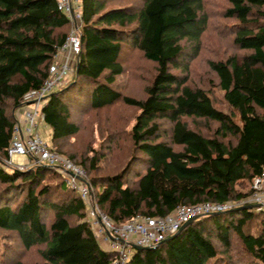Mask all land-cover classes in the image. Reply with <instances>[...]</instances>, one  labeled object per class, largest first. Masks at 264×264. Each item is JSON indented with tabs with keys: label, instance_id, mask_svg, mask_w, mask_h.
Instances as JSON below:
<instances>
[{
	"label": "trees",
	"instance_id": "16d2710c",
	"mask_svg": "<svg viewBox=\"0 0 264 264\" xmlns=\"http://www.w3.org/2000/svg\"><path fill=\"white\" fill-rule=\"evenodd\" d=\"M204 1L81 0L76 68L41 114L51 149L85 169L97 206L116 224L165 216L179 205L243 199L264 172V0H226L237 52L209 62L226 110L188 77L207 25ZM69 30L55 0H0V230L14 232L25 250L37 248L41 260L33 264H109L115 252L101 246L86 204L55 168L7 163L15 112L48 76ZM135 49L153 65L142 99L123 94L117 81ZM118 104L138 109L124 131L130 158L118 172L98 175L100 150L78 156L62 142L79 133L74 112ZM3 245L0 263L8 258ZM6 264L25 263L9 255ZM122 264H264V210L202 215L171 239L134 248Z\"/></svg>",
	"mask_w": 264,
	"mask_h": 264
},
{
	"label": "built area",
	"instance_id": "2783aa9c",
	"mask_svg": "<svg viewBox=\"0 0 264 264\" xmlns=\"http://www.w3.org/2000/svg\"><path fill=\"white\" fill-rule=\"evenodd\" d=\"M56 8L70 22V30L57 48L55 61L49 66L48 76L42 85L26 92L22 105L16 110L12 138L7 149L8 160L14 157L31 158L35 164L55 168L70 188L74 189L86 204L87 214L98 239H103L109 250L115 252L109 264H122L131 255L135 246L154 247L177 233L182 225L202 215L224 212L237 207L255 206L264 210V172L253 178L252 191L243 199L224 203L200 202L179 205L165 216L136 215L122 223H114L97 206L94 190L87 179L85 169L58 151L40 136L39 125L43 122L41 101L54 90L64 86L76 68L80 49L79 27L81 22V0H55ZM30 163V162H29ZM14 165V164H13ZM29 166L17 165L19 169Z\"/></svg>",
	"mask_w": 264,
	"mask_h": 264
},
{
	"label": "rangeland",
	"instance_id": "374dc122",
	"mask_svg": "<svg viewBox=\"0 0 264 264\" xmlns=\"http://www.w3.org/2000/svg\"><path fill=\"white\" fill-rule=\"evenodd\" d=\"M114 4L121 3L114 2ZM226 7V0L204 1L207 25L200 41V52L189 65L188 71L190 84L209 89L215 101V106L225 110L226 106L221 104L223 89L218 86L217 76L211 71L209 62L212 60H223L228 55L237 52L232 44V36L227 26L232 20L224 17ZM185 49L190 51L192 49L191 43L187 42ZM124 65V73L117 79L119 89L125 95L142 99L145 97V88L153 75L152 63L146 61L142 54L135 49L129 52ZM174 71L178 73L177 70ZM46 100L47 98L43 99L41 104H44ZM137 112L138 109L135 106H126L124 104H118L112 108L109 107L99 111L89 110L80 114L74 112L72 119L78 124L79 133L73 138L62 142L64 145L63 150L65 149L78 156L83 154L87 157L94 155V150H100L98 156L101 171L98 175L118 172L130 158L129 139L124 131L130 129ZM159 122L166 131H170L172 128V124L166 120ZM186 122L190 124L191 120L188 119ZM203 125L198 123L201 128L204 127ZM47 127L44 122L39 127L40 136L45 141L49 139V129ZM108 133L110 136H108ZM11 162L14 165L26 164L15 163L14 159ZM8 164L11 165L10 163ZM130 177L132 179V176ZM247 188L248 185L245 189ZM253 209L256 210L255 208ZM0 240L4 242L3 253L5 252L8 258L9 255L18 257L25 264H33L41 260L37 248L23 249L14 232L0 230ZM8 258L4 256L0 264H6Z\"/></svg>",
	"mask_w": 264,
	"mask_h": 264
},
{
	"label": "crops",
	"instance_id": "0c3cea01",
	"mask_svg": "<svg viewBox=\"0 0 264 264\" xmlns=\"http://www.w3.org/2000/svg\"><path fill=\"white\" fill-rule=\"evenodd\" d=\"M41 125V124H40ZM40 125H39V127H40ZM48 126V125H47ZM39 127H38V129H39ZM49 130H48V138L50 137V128H49V126L47 127ZM39 131H40V129H39ZM49 140V139H48ZM48 142V141H47ZM32 159L31 158H28V157H14V162L15 163H18V162H21V164H24V163H26V164H31L32 163V161H31ZM30 162V163H29ZM99 241H100V244H101V246L102 247H104V248H108V245H107V243L103 240V239H99Z\"/></svg>",
	"mask_w": 264,
	"mask_h": 264
},
{
	"label": "water",
	"instance_id": "95a60500",
	"mask_svg": "<svg viewBox=\"0 0 264 264\" xmlns=\"http://www.w3.org/2000/svg\"><path fill=\"white\" fill-rule=\"evenodd\" d=\"M253 207H255V206H252V208H253ZM243 208H245V207H243ZM246 208H251V206H247ZM189 222H190V221L184 223V224L182 225L181 228H183V227H184L186 224H188ZM181 228L179 229V231L181 230ZM179 231H178V232H179ZM178 232H177V233H178ZM177 233H175V234L169 236L168 238H166V240L171 239V238L174 237ZM134 248L137 250V249H147V248H150V247L135 246Z\"/></svg>",
	"mask_w": 264,
	"mask_h": 264
},
{
	"label": "clouds",
	"instance_id": "9594fccd",
	"mask_svg": "<svg viewBox=\"0 0 264 264\" xmlns=\"http://www.w3.org/2000/svg\"><path fill=\"white\" fill-rule=\"evenodd\" d=\"M33 163V162H32ZM30 165V164H29Z\"/></svg>",
	"mask_w": 264,
	"mask_h": 264
}]
</instances>
